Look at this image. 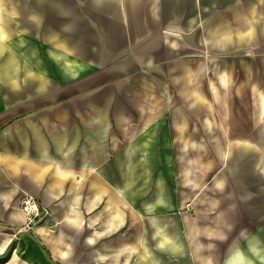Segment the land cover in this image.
I'll return each instance as SVG.
<instances>
[{
    "label": "crops",
    "instance_id": "crops-1",
    "mask_svg": "<svg viewBox=\"0 0 264 264\" xmlns=\"http://www.w3.org/2000/svg\"><path fill=\"white\" fill-rule=\"evenodd\" d=\"M263 82L264 0H0V220L33 194L88 264H264ZM197 142L235 148L193 215Z\"/></svg>",
    "mask_w": 264,
    "mask_h": 264
},
{
    "label": "rangeland",
    "instance_id": "rangeland-1",
    "mask_svg": "<svg viewBox=\"0 0 264 264\" xmlns=\"http://www.w3.org/2000/svg\"><path fill=\"white\" fill-rule=\"evenodd\" d=\"M261 85L263 89L261 100L263 112L260 116L262 117L261 122L264 128V82ZM216 102L219 104L218 101ZM198 103L199 109L205 108L204 102ZM181 104L184 103L181 102ZM203 112H206L205 109H203ZM213 113H215V110ZM257 117L258 119L260 118L259 115ZM215 118L217 120L218 117L215 116ZM199 120L200 126L202 127L200 117ZM219 124V127H221L223 123ZM209 134L213 135L211 137L212 139H221L223 141L225 139L227 141L232 140L233 143L235 142L234 139L240 136V133L236 130L213 131ZM198 135L201 140L208 141L210 138L208 134L202 131L198 132ZM188 136L192 135L188 134ZM220 143L222 144V142ZM257 147L260 149L259 146ZM234 148L235 146H210L208 148H201V151H183L178 149L177 152H174L178 158V166L174 168V174L171 172V176H175L174 183L177 187V199L181 201L180 196L184 194H187L191 202L193 200L195 201L197 195H199L200 199L198 206L196 205L194 207L192 204L191 206L185 204L188 208L185 207L184 210L194 215L196 209H206L207 204H209L207 198L209 200L211 198L224 199V204L227 203L229 199L225 197V191L218 189L215 185L217 178L226 175V170L229 168L227 159ZM262 152H264V148ZM186 156H196V160L199 157V161L192 166L194 178L197 177L200 179L199 182L201 185L196 186L198 189H195L196 187L187 184L183 180L182 174L186 165H182L181 159ZM144 187L146 188L147 186ZM149 187L153 188L152 185H148L147 190H149ZM148 192L150 191L146 192V196L149 195ZM179 193L181 194L180 196ZM31 196L42 208L35 218L28 217L22 204L25 199ZM146 196L144 197L147 198ZM144 201L147 200H141L140 204ZM19 203L21 209L15 210L13 208L11 212L9 211L12 217L18 216L17 219H12L13 222L11 224L3 222L4 219L2 218L0 220V264H88V261L93 258H100L98 251L93 252L92 248L87 246L85 229L72 227L67 221L58 219V213H54L52 207L40 203L36 195L26 194V196L21 197ZM61 250L65 251V254H62L63 251Z\"/></svg>",
    "mask_w": 264,
    "mask_h": 264
},
{
    "label": "bare ground",
    "instance_id": "bare-ground-1",
    "mask_svg": "<svg viewBox=\"0 0 264 264\" xmlns=\"http://www.w3.org/2000/svg\"><path fill=\"white\" fill-rule=\"evenodd\" d=\"M194 146H195L194 150L201 151L200 149L203 148L204 145H203V143L197 142V143H195ZM186 147L187 146H185L184 148H186ZM195 161H196V158H190L189 162L187 163L188 165L186 166V168H184V173H183L186 183H188L189 185H192L194 187L201 185V183L196 178H194V176H192V172H193L192 166L194 165ZM222 181H223V179H221V178L216 179V182H218L220 186L221 185L223 186L224 182H222ZM74 220L76 221V219H74ZM94 225L98 226V225H100V223L96 222ZM61 251H63V250H61ZM62 254H65V251H63Z\"/></svg>",
    "mask_w": 264,
    "mask_h": 264
},
{
    "label": "built area",
    "instance_id": "built-area-1",
    "mask_svg": "<svg viewBox=\"0 0 264 264\" xmlns=\"http://www.w3.org/2000/svg\"><path fill=\"white\" fill-rule=\"evenodd\" d=\"M22 204L24 205L23 209L29 218H35L42 210L39 203L36 202L32 196L28 199H25Z\"/></svg>",
    "mask_w": 264,
    "mask_h": 264
}]
</instances>
